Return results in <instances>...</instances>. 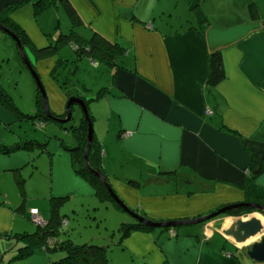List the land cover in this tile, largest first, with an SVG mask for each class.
<instances>
[{
  "label": "crops",
  "instance_id": "crops-1",
  "mask_svg": "<svg viewBox=\"0 0 264 264\" xmlns=\"http://www.w3.org/2000/svg\"><path fill=\"white\" fill-rule=\"evenodd\" d=\"M35 1L0 0V12L24 3L12 12L11 21L30 47L47 52L69 32L57 33V28L40 21L48 9L37 14ZM55 1L58 10L71 5L76 11L79 34H71L85 41L98 35L124 49L113 65L89 55L63 60L61 47L68 44L75 52L73 42L41 54L37 62L31 59L46 79L41 84L53 112H66L74 96L89 103L92 123L106 121L105 130L94 134L100 152L104 149L102 170L115 201L104 204L113 203L153 223L195 220L242 203L264 207V0H200L204 25L197 22L187 0ZM252 6L259 11L256 18ZM9 37L0 30V45L7 49ZM215 52L223 56L226 77L209 88L210 56ZM85 60L90 62L86 72L78 65ZM62 67L71 68L66 80L73 87L61 86L57 75ZM11 102L23 113L12 98ZM35 110L36 106L29 112ZM209 110L214 113L208 115ZM18 117L0 101V144L10 147L24 141L9 132L22 123L23 116ZM65 149L71 154L74 147ZM35 153L52 158L45 146L0 154L3 185H17L16 169L27 183L23 170ZM71 166L75 170L72 154ZM74 172L87 186L82 196L98 200L94 184ZM21 214L26 215L24 204L16 209L11 201L0 199V264H52L54 258L45 252L10 261L22 246L17 235L33 233ZM254 217L264 224L263 214L248 215ZM241 218L225 214L201 225L151 227L132 232L115 249L126 248L128 260L138 259L139 264H260L226 234ZM134 220L123 218V223ZM68 226L65 220L63 227ZM130 238L136 242L126 244ZM95 240L108 247L105 237Z\"/></svg>",
  "mask_w": 264,
  "mask_h": 264
},
{
  "label": "rangeland",
  "instance_id": "rangeland-1",
  "mask_svg": "<svg viewBox=\"0 0 264 264\" xmlns=\"http://www.w3.org/2000/svg\"><path fill=\"white\" fill-rule=\"evenodd\" d=\"M202 2L203 1L199 0V8H201ZM58 7L59 10L57 7L52 6L45 11L46 13L41 16L39 20L48 23L49 27L53 30L57 28V33L61 32V34H66V32H69L68 34L70 35V31H74L79 34V31L75 28L76 22L71 19L65 6L61 5ZM196 19L197 22L200 23L198 18ZM9 39L8 41H10L11 44H9L8 47L10 49H7L5 44L0 45V83L6 93L14 100L16 106H19L18 108H20L24 114L32 115V112L30 113L29 110L32 111L36 106L38 84L32 71L21 57L17 43L11 37H9ZM17 39L20 41L18 37ZM60 39L63 38L61 37ZM61 45V42L58 43V46ZM27 52L28 54L25 52L26 60H28L33 72L39 77L40 82L46 80L42 75L40 77L36 68L31 65L30 60L35 58V54L30 51V48H28ZM59 52L63 60L66 57L71 58L73 54L75 57L77 56L74 49L68 44L62 46ZM86 54L89 53H85V55ZM85 58H88V56H85ZM64 62L66 63V61ZM78 65L83 67L82 69L85 71L84 68H88L90 62L85 60ZM70 71V67H62V69L60 68L58 71L57 76L62 87L64 85L65 87L74 86L72 83H67L66 80ZM85 75L87 76V73ZM77 80L78 77L72 82L76 83L75 81ZM0 101H2L1 98ZM47 102L50 113H53L56 117H59V119L66 118L65 109L62 113L57 111L53 112L51 102L48 99ZM72 112L73 117L71 121L61 126L53 121H50L44 126V124L41 122L39 123V121H31L24 118L22 123H17L13 128H10L9 132L12 131L18 136H22L24 140H35L43 144H48V152L52 155V158L46 153L39 157L36 156V153L32 155L30 157V164L23 170V175L27 183H25L23 188H19L15 182L11 183L10 186L15 185L14 193L11 191L10 186L3 185L2 180H0V199L5 198L11 201V204L15 206L16 209L24 204L26 215H21L31 223V232H35L37 226L41 229V227H45L48 224L45 221H42L43 223L41 224H37V220H40L37 216L33 217L36 221L34 222L29 216L30 209L37 208L41 210L40 215L42 217V212H45L46 217L44 219H48L50 216V199L55 198L59 207V212L63 216L66 215V220L69 221V226L63 227V229L65 233L68 232L69 238H72L76 244L83 245L87 242H91L93 239L92 242L103 247L105 246L103 243H99L98 240H95L96 236L101 235L108 240L115 239L116 242L114 241V243L116 246L112 245V248L107 252L109 261H112L111 264H139L138 259H134L133 262L128 260L127 254L129 252L126 248L120 249V251L115 249L117 247V239L121 237V227L124 224L123 218L131 220L133 217L126 211L118 209L113 203L101 204L96 199L82 196L84 193L83 189L87 190V186L84 184L85 181L75 174V170L71 166V154L65 147L73 148L76 146L77 138L71 129L80 128L83 124L84 116L78 105L73 107ZM105 124L107 123L104 119L102 122L93 121L94 134L96 130L99 132L103 131V129L105 130ZM0 131H3L2 128ZM47 141L48 143H46ZM17 142L15 141L13 144H10V146H14ZM103 152L104 149L101 150V153ZM69 192H71V194ZM6 194L8 196H6ZM92 199L94 203L91 201ZM170 232L172 233L173 231L171 230ZM61 236L63 238L66 237V235ZM135 239L138 240L136 237ZM51 240L52 239L47 240V244L55 245V243L51 244ZM136 240L130 238L126 240V244H133ZM61 256L64 257L65 255L59 252L51 254V258H54V260H59Z\"/></svg>",
  "mask_w": 264,
  "mask_h": 264
},
{
  "label": "trees",
  "instance_id": "trees-1",
  "mask_svg": "<svg viewBox=\"0 0 264 264\" xmlns=\"http://www.w3.org/2000/svg\"><path fill=\"white\" fill-rule=\"evenodd\" d=\"M64 2L65 0H61ZM191 10L196 14L199 22L204 25L207 22L206 17L201 13L199 8L198 0H187ZM55 0H36L34 2L35 12L40 14L45 10L49 9L51 6L55 5ZM24 3L16 4L12 7H8L6 10L0 12V25L9 29L12 33H14L22 44L24 51L28 54L27 50L30 48V51L35 54V61H39L41 58L39 57L43 53H51L53 50L58 51V43L67 44L70 42L73 43V47L75 48V52L77 54V58H83V56H90L93 60L109 63L113 65L117 61V56L124 52V49L117 44L109 43L102 37H98L95 35L92 39L84 40L81 36L70 34L65 37L62 36L63 39L58 40L52 47L51 50L36 51L33 47H30L31 43L27 42L23 36V31L19 29V27L15 26L11 21V14L13 11H17L20 9ZM66 10L69 16L73 21L77 20L76 11L70 5H66ZM251 15L253 18L259 16V11L256 6L251 7ZM71 38V41L69 40ZM73 40V41H72ZM54 51V52H55ZM85 53H89L86 54ZM31 61V60H30ZM31 65L35 67L32 64ZM226 77L225 66L223 62V56L221 52H215L210 56V76L208 87L214 88L220 82H222ZM0 98L2 102L9 108L13 109L16 113H18V118L23 116L31 121H39V123H43L46 126L50 121L56 122L57 124L61 123L59 117H56L53 113L48 115L45 110V103L43 99V93L41 89L38 87V96L36 100V110L35 112L30 114H23L17 108L13 106L11 102V97L6 93L2 85L0 84ZM90 120L92 122V116L89 114ZM62 123L60 124V126ZM43 126V127H44ZM72 132L75 133L77 146L71 150V154L73 157V166L75 171L82 175L83 177L89 179L96 188V193L98 197V201L100 203H105L108 200L114 201L112 199L113 195L110 194L106 184L101 180V178L95 175L91 169L95 172H99L105 175L102 170L101 165V152L98 148V145L95 142V135L93 136V142L91 144V150L88 152V164L85 161V153L89 143V130L88 124L85 120H83V124L80 128L71 129ZM47 147V144L34 143L33 141H22L16 143L14 146H7L0 144V154H9L13 152H17L21 149H40L43 147ZM91 168V169H90ZM14 177L17 185L21 188L24 187V178L19 169L14 171ZM105 177V176H104ZM107 178V177H105ZM115 202V201H114ZM32 210V209H31ZM30 210V211H31ZM51 217L47 222V226L45 227H36V231L33 233H21L17 235L16 238L22 243L21 248L18 250L17 255L14 256L10 261L24 259L33 254L39 252H45L47 255H51L54 253H61L65 255L61 256L59 260H55L52 264H110L108 259V250L115 245L113 240H108V247L101 246L99 244H95V242H87L83 245H78L69 238L68 232L65 233L63 229V225L66 220V216L61 215L59 212V207L55 199L51 200L50 204ZM250 213L249 210H233L229 212L228 216H242L244 214ZM31 217V214H30ZM148 221V220H147ZM152 229L151 227L141 223L137 220H134L130 223H124L121 227V237L118 238L116 244H121L123 240H125L129 234L132 232H145ZM68 234V235H67ZM61 235H66V238H63ZM52 239L55 241V245L47 244V240ZM116 242V241H115ZM116 246V245H115ZM9 262V261H8ZM7 264V263H6Z\"/></svg>",
  "mask_w": 264,
  "mask_h": 264
},
{
  "label": "water",
  "instance_id": "water-1",
  "mask_svg": "<svg viewBox=\"0 0 264 264\" xmlns=\"http://www.w3.org/2000/svg\"><path fill=\"white\" fill-rule=\"evenodd\" d=\"M0 30L5 32L7 35H9L14 41L17 43L19 47V52L23 60L25 61L26 65L28 68L32 71V74L36 78L38 87L41 89V92L43 93V99L45 103V110L48 115H50L49 107H48V102H47V97L45 94V90L43 89V86L40 82L39 77L33 72L28 60H26V54L25 51L22 47V44L20 41L17 39V36L12 33L9 29L6 27L0 25ZM88 104L84 99L81 98H76L73 97L70 99V101L67 104L66 107V118L65 119H60V122L62 124L68 123L71 121L73 117V112L72 109L75 105H78L84 116V120H86L88 124V134H89V146H88V152L91 150V144L93 142V136H94V128H93V123L90 120L89 117V108ZM89 167V164H87ZM91 169V168H90ZM91 171L99 176L101 180L106 184L107 188L110 190V194L113 195V192L111 190L110 185L107 183L106 178L99 172H95L91 169ZM233 210H249L250 213L242 215L243 218L237 219L235 222H233L231 229L227 231V235L231 236L234 238V240L244 246V249L247 253V256L249 257L250 260L264 264V224L262 223L261 220L258 218H248V215L252 214L253 212L257 211L258 213H261L264 215V207H262L259 204H254V203H242V204H236V205H231L228 207H225L221 210H219L216 213H213L211 215L195 219V220H190V221H182V222H173V223H153L150 221H147L140 215L136 213H131L130 215L137 221L144 223L145 225L153 228H162V227H177L180 225H199L203 224L207 221H210L216 217H219L221 215H227L229 212ZM245 218V219H244Z\"/></svg>",
  "mask_w": 264,
  "mask_h": 264
},
{
  "label": "built area",
  "instance_id": "built-area-1",
  "mask_svg": "<svg viewBox=\"0 0 264 264\" xmlns=\"http://www.w3.org/2000/svg\"><path fill=\"white\" fill-rule=\"evenodd\" d=\"M152 28V27H151ZM214 112L212 111V110H209L208 112H207V114L208 115H212ZM30 214H31V219L34 221V222H36L35 220H34V218L33 217H39V219L41 220V222H40V220H37V224H41V223H43L45 220L43 219V217L39 214V211L38 210H36V209H32L31 211H30ZM43 221V222H42ZM46 222V221H45ZM52 241V243L51 244H54L55 243V241H53V240H51Z\"/></svg>",
  "mask_w": 264,
  "mask_h": 264
},
{
  "label": "flooded vegetation",
  "instance_id": "flooded-vegetation-1",
  "mask_svg": "<svg viewBox=\"0 0 264 264\" xmlns=\"http://www.w3.org/2000/svg\"><path fill=\"white\" fill-rule=\"evenodd\" d=\"M86 121V120H85ZM88 146H89V143H88ZM85 161L86 163L88 164V147H87V150H86V153H85ZM109 190V189H108ZM110 191V190H109ZM114 196V195H113Z\"/></svg>",
  "mask_w": 264,
  "mask_h": 264
}]
</instances>
